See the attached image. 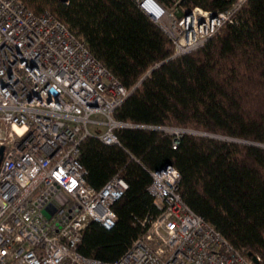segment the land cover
Returning <instances> with one entry per match:
<instances>
[{"label":"built area","instance_id":"obj_1","mask_svg":"<svg viewBox=\"0 0 264 264\" xmlns=\"http://www.w3.org/2000/svg\"><path fill=\"white\" fill-rule=\"evenodd\" d=\"M133 1L169 36L172 56L239 23L247 2L213 11L185 0ZM130 91L49 10L0 0V264H257L189 206L170 163L151 170L158 213L144 218L124 253L103 260L80 251L90 222L115 225L113 204L128 187L119 174L89 184L80 143L91 135L120 144L115 129L127 123L114 110Z\"/></svg>","mask_w":264,"mask_h":264},{"label":"trees","instance_id":"obj_2","mask_svg":"<svg viewBox=\"0 0 264 264\" xmlns=\"http://www.w3.org/2000/svg\"><path fill=\"white\" fill-rule=\"evenodd\" d=\"M49 10L79 37L130 93L114 110L120 144L88 135L79 160L98 188L112 175L127 182L113 204L115 225L90 222L80 251L118 258L158 209L147 190L151 170L164 163L181 175L179 191L243 255L264 264V0H247L239 23L220 28L203 45L172 56L169 36L133 0H23ZM187 8L217 11L229 0H185ZM178 142L174 144V138ZM249 257V256H248Z\"/></svg>","mask_w":264,"mask_h":264},{"label":"water","instance_id":"obj_3","mask_svg":"<svg viewBox=\"0 0 264 264\" xmlns=\"http://www.w3.org/2000/svg\"><path fill=\"white\" fill-rule=\"evenodd\" d=\"M61 1L65 2L66 0H61ZM175 129L176 130H180V131L183 130V131H189V132H193V133H197V134L207 135V136H210V137L219 138V139H223V140L247 143V144H252V145H257V146H263L264 147V144H262V143L252 142V141H248V140H244V139H239V138H234V137H229V136H222V135H217V134H210V133H206V132L187 130V129H179V128H175ZM3 151H4V146L0 145V161H1V158H2V155H3ZM166 164H168V163H164L158 168H163L164 166H166ZM247 255L255 263H258V257L255 254H252L251 251L247 252Z\"/></svg>","mask_w":264,"mask_h":264},{"label":"rangeland","instance_id":"obj_4","mask_svg":"<svg viewBox=\"0 0 264 264\" xmlns=\"http://www.w3.org/2000/svg\"><path fill=\"white\" fill-rule=\"evenodd\" d=\"M127 125H133V124H128V123H127ZM171 130H172V129H171ZM175 130H176V129H173V130H172L173 133H178V131H180V130H177V132H175ZM174 139H175V138H174Z\"/></svg>","mask_w":264,"mask_h":264}]
</instances>
